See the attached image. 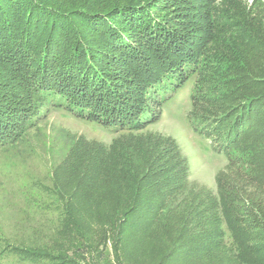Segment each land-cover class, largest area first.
I'll return each instance as SVG.
<instances>
[{"label": "trees", "instance_id": "obj_1", "mask_svg": "<svg viewBox=\"0 0 264 264\" xmlns=\"http://www.w3.org/2000/svg\"><path fill=\"white\" fill-rule=\"evenodd\" d=\"M183 3L0 0V146L21 142L41 105L122 131L72 149L65 182L81 174L54 190L68 197L59 240L26 247L33 264L96 249L94 264H264V4L203 0L190 27L175 18ZM168 82L190 85L193 130L228 160L216 190L180 149L141 136Z\"/></svg>", "mask_w": 264, "mask_h": 264}, {"label": "rangeland", "instance_id": "obj_2", "mask_svg": "<svg viewBox=\"0 0 264 264\" xmlns=\"http://www.w3.org/2000/svg\"><path fill=\"white\" fill-rule=\"evenodd\" d=\"M180 1L185 3L180 4V8H173L175 18L181 19L183 23L188 22L192 27L190 18L183 15L193 13V9L200 14L201 10L197 7L203 0ZM227 1L216 0V5L225 6ZM235 1L250 9L264 4V0ZM197 26L201 27L202 24H196ZM169 83L158 91V96L156 93V97L170 98L165 101L161 111L160 106L156 105L154 110L158 118L141 131V136H151L157 141L165 142L168 149H180L190 160L192 180L216 190L217 176L227 175L231 170L228 160L226 156L213 150L209 139L193 130L188 114L199 111L194 105H190V85L173 92L170 89L173 84ZM10 87V94L18 93L12 80ZM40 109L42 111L36 118V125L21 142L0 146V264H33L21 255L26 247L32 244L39 246L40 243L45 245L52 237L59 240L54 233L60 219V209L57 206L67 205L68 197L60 198L54 190L73 191L81 174L76 173L75 182H71V186L65 182L66 176L61 168H64L66 158L71 157L70 152L81 141L111 145L122 133L54 106L41 105ZM97 250L86 256L88 264H94L92 257ZM79 263L87 264L82 260Z\"/></svg>", "mask_w": 264, "mask_h": 264}]
</instances>
